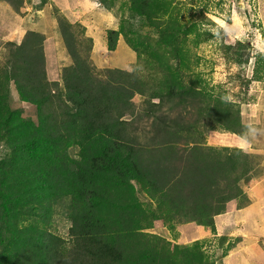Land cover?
<instances>
[{"label":"trees","instance_id":"1","mask_svg":"<svg viewBox=\"0 0 264 264\" xmlns=\"http://www.w3.org/2000/svg\"><path fill=\"white\" fill-rule=\"evenodd\" d=\"M186 2L120 4L127 17L105 32L106 50L114 52L122 37L143 74L97 71L90 41L83 47L62 17L56 24L71 63L60 83L47 79L41 34L4 43L0 264H215L201 241L162 239L152 233L154 223L169 233L187 224L214 232L228 202L248 204L243 188L262 176L264 156L205 145L209 132L240 136L246 126L234 104L200 77L190 80L194 64L185 43L197 48L213 36L193 19L182 21ZM0 3L14 13L24 6ZM131 23L152 29L167 52L139 44ZM241 59L234 54L236 64ZM12 93L22 108H12ZM25 106L33 118L22 114ZM56 214L67 222L64 236L52 225Z\"/></svg>","mask_w":264,"mask_h":264},{"label":"rangeland","instance_id":"2","mask_svg":"<svg viewBox=\"0 0 264 264\" xmlns=\"http://www.w3.org/2000/svg\"><path fill=\"white\" fill-rule=\"evenodd\" d=\"M127 0H104L102 7L97 0H24L22 14L17 20L16 27H12L10 35L19 30L23 33L27 27L44 35L45 70L48 81L61 82V71L70 65L71 60L60 32L56 28L57 18L62 17L70 22L73 31L82 46L91 43L90 62L97 71L104 69L137 70L144 73L142 62L136 60L135 54L128 48L122 37H119L114 52L106 50L107 30H116L120 24L121 13L118 8ZM5 5L0 3V11ZM7 18L14 15L4 8ZM16 16V15H15ZM4 19V18H3ZM195 20L201 29L209 31L213 39L201 43L197 48L185 43L188 51L194 77L202 79L207 89L214 95H221V99L232 103L240 110L241 123L246 126L240 135H231L222 131H212L205 135V145L212 148H237L245 153L263 156L264 152V0H187L183 9L182 21ZM0 37L8 25L1 23ZM30 23V24H29ZM29 24V25H28ZM129 31L139 33L142 45H150L155 52L164 54L167 50L156 44L158 36L152 29H141L138 23L129 24ZM14 29H17L15 33ZM9 35V36H10ZM0 42L1 53L7 37ZM239 43L247 45V50L239 48ZM229 47V48H228ZM228 48V49H227ZM238 52L241 63H235L233 56ZM235 58V57H234ZM197 61V65H195ZM132 72V71H131ZM12 108H22L16 93L11 94ZM17 101V102H16ZM139 105V98L133 99ZM24 116L32 117V108L23 109ZM264 165V158L261 162ZM264 174V171H263ZM262 174V175H263ZM257 179H253L255 181ZM251 182V181H250ZM249 182L244 186L247 187ZM245 195V194H244ZM53 227L60 236L66 234L67 222L65 217L56 214L52 218ZM153 234L162 239L184 241L192 243L195 238L193 232L180 231L169 233L161 224H156ZM189 234V235H188ZM188 235V236H187ZM199 240V239H197ZM203 249L213 253L216 243L201 240ZM211 256H214L212 254Z\"/></svg>","mask_w":264,"mask_h":264},{"label":"crops","instance_id":"3","mask_svg":"<svg viewBox=\"0 0 264 264\" xmlns=\"http://www.w3.org/2000/svg\"><path fill=\"white\" fill-rule=\"evenodd\" d=\"M2 4L5 6L0 11V20L2 19L1 23L8 27L1 35L0 42L5 35L7 37L5 42L19 43L28 31L37 32L31 29L32 25L29 23L30 28L27 27L24 33L14 29L16 34L10 35L11 32L7 34L6 32L11 31L12 27H16L23 9H20L19 13H14L6 4ZM4 8L16 16L7 18V13L3 12ZM40 34L43 35L41 32ZM244 190L245 197L249 201L248 205L241 206L239 201L227 203L225 213L214 218L215 234L212 235L192 224L176 228L177 232H193L194 236L191 238L195 240L214 241L215 264H264V174L255 181L251 180ZM156 224L161 223L155 222L154 226ZM228 247V251L222 254Z\"/></svg>","mask_w":264,"mask_h":264},{"label":"clouds","instance_id":"4","mask_svg":"<svg viewBox=\"0 0 264 264\" xmlns=\"http://www.w3.org/2000/svg\"><path fill=\"white\" fill-rule=\"evenodd\" d=\"M97 3H98V5L100 6V7H102V3H100L98 0H97ZM21 9H23V8H21ZM70 23V22H69ZM118 27V26H117ZM56 28H57V24H56ZM57 30H58V28H57ZM108 31V30H107ZM25 36V35H24ZM43 36V35H42ZM44 38V40H45V37H43ZM21 42V41H20ZM19 42V43H20ZM15 43V42H14ZM43 52H44V47H43ZM45 53V52H44ZM44 58H45V55H44ZM129 71H132V69H129ZM243 195H244V192H243ZM244 197H245V195H244ZM246 198V197H245ZM247 199V198H246ZM233 201H239V200H233ZM231 202V201H230ZM229 203V202H228ZM239 203H240V205L241 206H246V205H243V203H241V201H239ZM248 203H249V201H248ZM227 205V204H226ZM248 205V204H247ZM225 209H226V206H225ZM225 213V212H224ZM223 213V214H224ZM222 215V214H221ZM217 217V216H216ZM162 225V224H161ZM179 227V226H178ZM197 227H199V226H197ZM200 228H202V227H200ZM214 229H215V226H214ZM205 230V229H204ZM205 231H208V230H205ZM208 232H210V231H208ZM212 235L213 234H215V230H214V232H210ZM156 235V234H155ZM196 241H200V240H196ZM193 243V242H192ZM203 243H205V241H203ZM228 249H229V247L222 253V254H224V253H226L227 251H228ZM205 251V250H204ZM206 252V251H205ZM207 253V252H206ZM208 254V253H207ZM212 254H214V253H210V256L212 255ZM213 258H214V256H213ZM214 261H215V259H214Z\"/></svg>","mask_w":264,"mask_h":264}]
</instances>
